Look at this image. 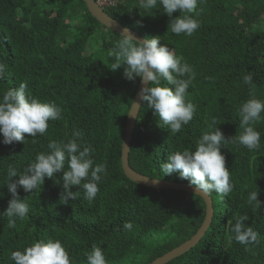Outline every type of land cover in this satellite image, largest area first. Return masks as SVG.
Instances as JSON below:
<instances>
[{
  "label": "trees",
  "instance_id": "obj_1",
  "mask_svg": "<svg viewBox=\"0 0 264 264\" xmlns=\"http://www.w3.org/2000/svg\"><path fill=\"white\" fill-rule=\"evenodd\" d=\"M105 9L145 38L159 35L160 44L174 49L195 73L186 95L196 106L189 124L171 133L142 102L129 152V164L138 172L189 183L178 172L163 175L160 165L167 154L194 150L211 117L226 138L238 135L241 104L252 94L264 100V0H199V14L193 15L200 27L191 36L172 34L163 9L145 12L138 0H119ZM119 38L91 15L84 0H0V63L5 65L0 94L26 82L35 98L62 109L44 135L25 134L24 143L6 145L0 134V264H15L12 251L49 238L61 241L71 264H86L94 245L102 248L106 264H147L202 224L206 206L201 196L144 186L124 173L122 141L140 79L126 80L123 66L110 69L114 58L109 51ZM245 75L252 76L254 89L243 83ZM254 128L261 134L258 149L233 143L221 149L233 188L223 197L210 194L214 215L204 236L165 264H264V121ZM77 130L82 132L78 143L93 149L94 165H106L95 199L87 201L77 185L70 190L79 191V197L65 204L62 181L55 182L61 171L33 192L18 188L29 214L10 227L3 215L11 199L5 185L9 164L23 172L38 153L48 151L50 141L67 142ZM252 191L258 192L260 208L247 203ZM241 215L249 217L245 226L259 233V244L228 242L229 221ZM125 222L132 223L131 230Z\"/></svg>",
  "mask_w": 264,
  "mask_h": 264
},
{
  "label": "clouds",
  "instance_id": "obj_2",
  "mask_svg": "<svg viewBox=\"0 0 264 264\" xmlns=\"http://www.w3.org/2000/svg\"><path fill=\"white\" fill-rule=\"evenodd\" d=\"M199 0H138V8L145 12L162 8L163 13L170 19L168 31L174 35L191 36L199 27ZM179 11V16L173 18V13ZM141 15V14H140ZM144 16V15H141ZM141 25V21H136ZM160 36H153L143 40L137 39L131 31L125 29L120 38L115 41L109 55L114 58L111 70L115 71L123 66V77L129 81L140 79L142 87L140 100L155 117L167 126L171 133L179 132L183 126L189 124L196 113V106L186 100L187 90L195 79L192 67L178 56L174 49L166 44H160ZM5 65L0 63V80L4 78ZM166 82V83H164ZM243 83L254 89L251 75L243 77ZM136 103L131 104L132 115ZM62 109L55 102H42L29 91L28 84L21 82L15 88L7 89L0 94V134L6 145L13 142H25V134L30 137L44 135L50 120L61 118ZM264 100L256 98L254 94L243 102L238 110L239 128L242 131L235 136L226 138L218 127L216 117H211L208 131L202 133L196 142L194 150L185 148L167 154L165 163L160 165L163 175L178 172L180 178L187 179L194 186L195 193L210 196L215 192L221 197L232 191L230 171L226 167L225 156L221 149L228 143L246 146L250 151L258 149L261 134L254 125L264 121ZM212 129H215L214 131ZM82 132L77 130L67 142L50 141L47 152H40L35 160L18 172L17 168L9 164L6 170L5 185L11 199L3 215L8 218L10 227H15L17 219H24L29 214V204L21 199L18 188L24 192L35 191L44 179H54L55 174L63 171L62 177L55 182L63 184L60 199L65 204L79 197V191H71L73 186H80L84 198L91 202L99 192L102 174H106V165H94L90 145L78 143ZM13 177L18 179L13 180ZM247 203L254 208H260L262 202L258 200V192L252 191L247 196ZM249 217L241 215L235 217V222L229 221L228 242L233 240L248 246L259 244V233L251 226L246 227L245 221ZM131 222H125L124 228L131 230ZM10 259L15 264H71L69 254L61 241L52 238L34 241L23 251H12ZM86 264H106L103 250L93 246L86 256Z\"/></svg>",
  "mask_w": 264,
  "mask_h": 264
},
{
  "label": "water",
  "instance_id": "obj_3",
  "mask_svg": "<svg viewBox=\"0 0 264 264\" xmlns=\"http://www.w3.org/2000/svg\"><path fill=\"white\" fill-rule=\"evenodd\" d=\"M84 2L88 8V11L91 13V15L94 18H96L103 26L109 28L112 31H115L118 34L122 33L125 29H128L129 31L133 33V35L137 39L139 40L145 39V37L141 35L140 33H138L136 30H134L133 28L129 26L122 24L116 18L112 17L106 11L105 8H103L97 3L96 0H84ZM149 84L145 85V84H142L141 81H139L135 96L132 101V103H136L137 105H139V109H138V106H134L132 110V115L127 116V120L125 124V132H124L123 141H122V151H121V162H122L124 173L132 181L138 184L144 185V186H148V187L155 188V189H182L186 192L197 194L203 198L205 202V206H206V213L202 221V224L200 225L198 230L189 239L185 240L183 243L179 244L178 246L167 251L163 255H160L156 257L154 260L147 263V264H165L171 259L188 251L190 248L195 246L200 241V239L204 236L205 232L207 231L208 227L210 226L212 222L213 215H214V206H213V199L211 195L206 196L203 193H195L194 186H191L190 183L188 182L151 177V176L138 172L129 164V152L131 149V140H132L135 124L138 118V114L140 111V107L142 104V101L140 100V92H141L142 87L149 86ZM129 112H130V109H129Z\"/></svg>",
  "mask_w": 264,
  "mask_h": 264
},
{
  "label": "built area",
  "instance_id": "obj_4",
  "mask_svg": "<svg viewBox=\"0 0 264 264\" xmlns=\"http://www.w3.org/2000/svg\"><path fill=\"white\" fill-rule=\"evenodd\" d=\"M97 3L102 6L103 8L107 6L116 5L119 0H96Z\"/></svg>",
  "mask_w": 264,
  "mask_h": 264
},
{
  "label": "rangeland",
  "instance_id": "obj_5",
  "mask_svg": "<svg viewBox=\"0 0 264 264\" xmlns=\"http://www.w3.org/2000/svg\"><path fill=\"white\" fill-rule=\"evenodd\" d=\"M256 27H262L263 28L262 24H259V23L256 25Z\"/></svg>",
  "mask_w": 264,
  "mask_h": 264
}]
</instances>
